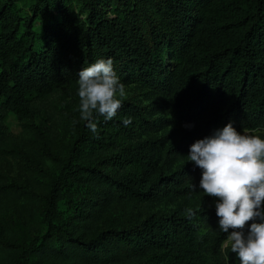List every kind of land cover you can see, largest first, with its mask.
<instances>
[{
    "label": "trees",
    "instance_id": "obj_1",
    "mask_svg": "<svg viewBox=\"0 0 264 264\" xmlns=\"http://www.w3.org/2000/svg\"><path fill=\"white\" fill-rule=\"evenodd\" d=\"M73 1L0 0V207L36 197L1 173L18 141L43 140L39 120L55 140L70 131L59 151L44 145L59 163L37 212L44 232L14 240L0 213V264H240L222 248L218 198L200 189L203 170L188 155L229 123L264 138V0H78L81 13ZM99 59L161 97L171 116L122 101L112 119L95 116L96 133L71 121L63 99ZM11 114L19 136L5 125ZM117 205L138 216L100 228Z\"/></svg>",
    "mask_w": 264,
    "mask_h": 264
},
{
    "label": "clouds",
    "instance_id": "obj_2",
    "mask_svg": "<svg viewBox=\"0 0 264 264\" xmlns=\"http://www.w3.org/2000/svg\"><path fill=\"white\" fill-rule=\"evenodd\" d=\"M77 85L80 119L96 133L95 116L110 120L116 115L127 96L125 85L111 59L83 67ZM123 123L127 126L131 120ZM188 158L203 170L200 189L218 198L219 229L228 233L222 248H230L240 264H264V223L257 222L264 220V138L229 123L191 145ZM195 214L192 208L186 210L190 217Z\"/></svg>",
    "mask_w": 264,
    "mask_h": 264
},
{
    "label": "rangeland",
    "instance_id": "obj_3",
    "mask_svg": "<svg viewBox=\"0 0 264 264\" xmlns=\"http://www.w3.org/2000/svg\"><path fill=\"white\" fill-rule=\"evenodd\" d=\"M69 7L75 12L81 13V3L78 0L69 4ZM28 7L24 9L23 16L30 15ZM82 13V17H85ZM45 18H40L35 21L34 29L41 33ZM121 82V81H120ZM125 85L127 96L123 101H131L139 106L154 104L157 116L170 117L171 112L167 109L165 102L161 97L151 93L145 86L137 83ZM78 87V86H77ZM73 90L76 93H70L63 99V105L66 107L70 120H81L79 112V97L78 88ZM82 121V120H81ZM37 124L41 127L44 133V139L33 138L26 141H18L14 148L19 155H10L2 161L1 173L9 182H17L19 184L27 185L34 192L36 197L34 199H27L19 197L6 201L0 207V213L4 220L7 221L5 228L11 234L14 240L19 241L24 238L26 242H30L32 237L42 234L44 228L37 221V212L40 211L44 204L43 196L46 195L48 185L52 177L59 170V163L53 160L45 146L51 148L52 151H59L64 147V143L68 142L70 131L62 132L58 140H55L48 131V124L39 120ZM5 125L9 133L14 136H19L23 130L20 120L11 114L5 120ZM170 130V127L157 133L158 136L164 135ZM247 133V132H244ZM60 138V139H59ZM68 205L63 202L61 209L64 211ZM161 208V206H159ZM165 208V207H164ZM169 208H173L170 206ZM170 210V209H169ZM138 216V210L135 208H125L122 205L111 207L103 216L100 222V228H114L127 224L132 218ZM1 228V222H0Z\"/></svg>",
    "mask_w": 264,
    "mask_h": 264
}]
</instances>
